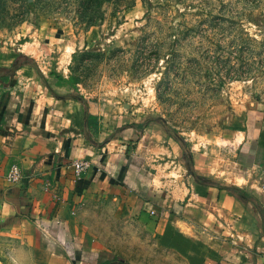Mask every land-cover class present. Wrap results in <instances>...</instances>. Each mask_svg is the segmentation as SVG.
Returning <instances> with one entry per match:
<instances>
[{"label": "rangeland", "instance_id": "rangeland-1", "mask_svg": "<svg viewBox=\"0 0 264 264\" xmlns=\"http://www.w3.org/2000/svg\"><path fill=\"white\" fill-rule=\"evenodd\" d=\"M1 49L96 111L113 130L110 148L127 126L159 125L137 155H152L141 162L147 176L151 168L234 188L228 181L243 170L233 163L250 164L264 140V0H0ZM162 124L187 158L165 154L173 140ZM189 159L204 177L190 173ZM93 203L90 228L106 253L99 264H179L120 205Z\"/></svg>", "mask_w": 264, "mask_h": 264}, {"label": "crops", "instance_id": "crops-1", "mask_svg": "<svg viewBox=\"0 0 264 264\" xmlns=\"http://www.w3.org/2000/svg\"><path fill=\"white\" fill-rule=\"evenodd\" d=\"M16 57L1 49L0 69ZM31 64L0 77V264H99L105 248L89 219L93 201L104 198L134 216L179 264H264V140L256 141L250 164L233 163L243 170L227 179L234 188L177 182L151 168L147 176L141 162L152 155H137L159 125L127 126L110 148L113 130L96 111L60 96ZM86 113L97 118L96 131L85 126ZM132 141L135 149L121 156ZM165 149L182 154L174 141ZM75 160L91 163L79 180L70 167ZM11 164L23 172L20 184L4 179ZM202 169L195 174L204 177Z\"/></svg>", "mask_w": 264, "mask_h": 264}, {"label": "trees", "instance_id": "trees-1", "mask_svg": "<svg viewBox=\"0 0 264 264\" xmlns=\"http://www.w3.org/2000/svg\"><path fill=\"white\" fill-rule=\"evenodd\" d=\"M24 61H29L30 62V60H28L27 58H25L23 56H20V58L19 57L16 58L10 68H8V69H6V68L0 69V77H9V78H11L13 76L14 72L21 67V65L23 64ZM56 97H58V96H56ZM162 125L164 127V130L168 134V136L179 146V148L182 151V155L185 158H187V150H186L185 145L182 142V140L180 138L176 137L174 134H172V132H171V130H170V128L168 126H166L165 124H162ZM85 126L86 127L91 126L96 131L97 130V126H98L97 125V118L96 117H92V116H90V115H88L86 113L85 114ZM132 126L138 128V129H143L144 127H146V124H141V125H139V124L135 125L134 124ZM188 162H189L188 164H189L190 171H191L190 173L194 177H196V174H195V172L193 170V162H192V160L189 159ZM118 262H119L118 264H124V262L122 260H120ZM101 264H113V263H111V262H102Z\"/></svg>", "mask_w": 264, "mask_h": 264}, {"label": "built area", "instance_id": "built-area-1", "mask_svg": "<svg viewBox=\"0 0 264 264\" xmlns=\"http://www.w3.org/2000/svg\"><path fill=\"white\" fill-rule=\"evenodd\" d=\"M70 167L76 180L81 179L84 174L90 170L91 163L87 160H75L71 162ZM24 178L23 172L16 164H11L5 174V181L8 184H20Z\"/></svg>", "mask_w": 264, "mask_h": 264}]
</instances>
